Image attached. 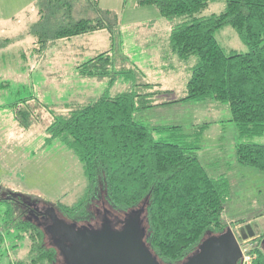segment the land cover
<instances>
[{
  "label": "trees",
  "instance_id": "trees-1",
  "mask_svg": "<svg viewBox=\"0 0 264 264\" xmlns=\"http://www.w3.org/2000/svg\"><path fill=\"white\" fill-rule=\"evenodd\" d=\"M210 1H137L154 5L169 20V45L180 60L191 55L197 58L185 93L177 99L158 102L156 96L163 89L157 83L144 82L135 84L143 89L140 91L110 93L105 89L83 102L68 101L63 113H54L33 96L11 104L24 128L38 119L30 102L52 113L46 127L48 137L58 138L72 150L82 163L86 181L72 204L43 202L14 192L5 195L0 185V201L10 204L6 214L17 211L29 233V252L34 253L30 260L36 262L39 257L40 263H54L57 259V249L49 240L50 245L45 244L47 237L38 222L37 212L45 205L79 225L91 218L88 203L95 197L106 201L111 212L127 215L142 208L143 240L163 264H179L203 238L227 227L222 212L231 186L220 160L213 167L217 174L210 173L200 159L199 146L186 139L182 125L145 123L135 116V112L159 104L210 99L226 103L240 139L235 144L236 162L264 171V143L245 140L264 134V0H224L220 12L201 14ZM35 7L32 32L41 46L48 39L98 29L112 33L117 24L116 14L103 9L99 0H36ZM226 24L237 31L246 51L225 52L218 43L214 33ZM114 65V56L106 49L80 62L77 70L84 77H108L111 85L118 74L131 72V68ZM207 124H195V132H204ZM17 202L21 203L19 209ZM16 224L19 226L18 221ZM258 243L249 250L248 264H264V242Z\"/></svg>",
  "mask_w": 264,
  "mask_h": 264
},
{
  "label": "rangeland",
  "instance_id": "rangeland-1",
  "mask_svg": "<svg viewBox=\"0 0 264 264\" xmlns=\"http://www.w3.org/2000/svg\"><path fill=\"white\" fill-rule=\"evenodd\" d=\"M137 1L99 0L103 9L117 16L112 33L98 29L48 39L41 46L32 32V23L21 20L19 24L8 27V40L0 38V185L5 195L14 192L43 202L72 204L82 194L86 183L82 163L72 150L58 138L48 137L46 127L52 120V113L36 102H30L38 119L24 128L14 115L12 103L33 96L49 105L54 113H63L67 110L65 104L68 101L83 102L105 89L110 93L143 90L136 83H159L161 88L171 89L158 99L171 100L185 92L196 56L180 60L169 46V20L161 16L154 5H139ZM224 7V0H212L201 14L218 13ZM214 35L225 52L248 49L237 31L228 24L216 30ZM106 49H110L114 56V66L123 65L131 68V72L118 74L111 85L108 77L79 75L77 65L80 62ZM135 116L145 123L182 125L186 139L199 146L200 159L210 173L217 174L213 167L215 161L220 160L231 186L222 218L236 234L241 248L250 254V248L258 243L257 237L261 242L264 238V226L258 222L259 219L264 222V171L236 162L235 144L240 139L235 123L229 119L227 104L212 99L180 101L148 107L135 112ZM204 120L210 122L209 127L196 133L198 128L195 124H202ZM155 135L158 136L157 133ZM245 140L264 143V134ZM16 204L19 209L21 203ZM9 205L4 200L0 201V264H47L40 263L39 257L36 262L30 260L34 253L29 252V233L19 222L17 211L6 214ZM88 207L93 212L91 218L80 224L92 228L101 224L104 210L111 211L100 196L92 198ZM58 213L62 218V213ZM111 213L115 219L126 216L115 210ZM142 213L140 216L145 227ZM238 219L244 221L235 222ZM253 221H257L259 232L242 239L237 228ZM45 244L50 245L48 239ZM55 248L57 259L48 264H67L56 244Z\"/></svg>",
  "mask_w": 264,
  "mask_h": 264
},
{
  "label": "water",
  "instance_id": "water-1",
  "mask_svg": "<svg viewBox=\"0 0 264 264\" xmlns=\"http://www.w3.org/2000/svg\"><path fill=\"white\" fill-rule=\"evenodd\" d=\"M55 234L67 264H163L143 240L142 208L132 210L122 220L120 228L108 223L99 228L77 225L57 216ZM264 226L262 219L258 221ZM59 224V225H58ZM242 239L259 232L257 221L247 222L237 228ZM264 242V238L262 240ZM242 257L239 239L230 226L219 233L209 234L197 245L195 251L179 264H238Z\"/></svg>",
  "mask_w": 264,
  "mask_h": 264
},
{
  "label": "crops",
  "instance_id": "crops-1",
  "mask_svg": "<svg viewBox=\"0 0 264 264\" xmlns=\"http://www.w3.org/2000/svg\"><path fill=\"white\" fill-rule=\"evenodd\" d=\"M35 1L36 0H0V38L3 41L4 40L6 41L10 38L8 34L9 33L8 27L13 26L14 24H19L21 20H25L29 24L33 23V21L36 20L37 14H36ZM158 84L159 83H157V86L160 87V84L159 85ZM161 89H163V91L158 93L156 96L158 102L160 101L169 102L171 100L178 98V97L172 98L171 100L163 99V98L158 99L162 93L171 90L170 88H161ZM184 93L185 92H183V94ZM167 104H173V103H167ZM167 104H159V105H167ZM204 121L208 122L207 126L204 129L206 130L209 127L210 122L206 120Z\"/></svg>",
  "mask_w": 264,
  "mask_h": 264
},
{
  "label": "flooded vegetation",
  "instance_id": "flooded-vegetation-1",
  "mask_svg": "<svg viewBox=\"0 0 264 264\" xmlns=\"http://www.w3.org/2000/svg\"><path fill=\"white\" fill-rule=\"evenodd\" d=\"M48 207H50V206H46V207H44L43 209H40L37 212L39 214L38 215L39 218H41V220H39L38 222L44 228L46 237L50 241V243H53L54 246H55V244L59 246V238L55 234L56 228L58 226H54V224L56 225V221L55 220H57V219H55L52 216L51 209H49ZM97 212H99V211H97ZM102 213H103L104 216L102 217V220L99 222V224L100 223L101 224L97 225L98 228L104 223H108L113 228H120L121 227L122 220L124 219V217L123 218L116 217V219H115L113 214L111 213V211L108 212V211L104 210ZM98 214L100 215V212ZM112 220H115V221H112Z\"/></svg>",
  "mask_w": 264,
  "mask_h": 264
},
{
  "label": "built area",
  "instance_id": "built-area-1",
  "mask_svg": "<svg viewBox=\"0 0 264 264\" xmlns=\"http://www.w3.org/2000/svg\"><path fill=\"white\" fill-rule=\"evenodd\" d=\"M241 250H242V257H241L240 264H248L250 262V260H251L252 255L249 254L248 251L246 253L245 252L246 249H242L241 248Z\"/></svg>",
  "mask_w": 264,
  "mask_h": 264
}]
</instances>
